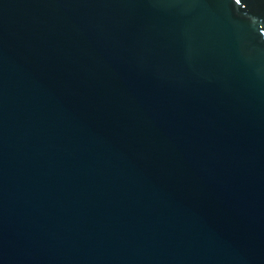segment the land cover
Segmentation results:
<instances>
[{
	"label": "water",
	"instance_id": "obj_1",
	"mask_svg": "<svg viewBox=\"0 0 264 264\" xmlns=\"http://www.w3.org/2000/svg\"><path fill=\"white\" fill-rule=\"evenodd\" d=\"M0 264H264V0H0Z\"/></svg>",
	"mask_w": 264,
	"mask_h": 264
}]
</instances>
